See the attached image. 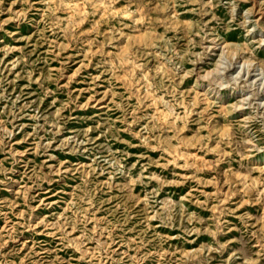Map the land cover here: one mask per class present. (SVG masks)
Masks as SVG:
<instances>
[{"label":"rangeland","instance_id":"obj_1","mask_svg":"<svg viewBox=\"0 0 264 264\" xmlns=\"http://www.w3.org/2000/svg\"><path fill=\"white\" fill-rule=\"evenodd\" d=\"M0 264H264V0H0Z\"/></svg>","mask_w":264,"mask_h":264},{"label":"bare ground","instance_id":"obj_2","mask_svg":"<svg viewBox=\"0 0 264 264\" xmlns=\"http://www.w3.org/2000/svg\"><path fill=\"white\" fill-rule=\"evenodd\" d=\"M83 9H84V8H83ZM259 14H260V13H259ZM245 16H246V15H245ZM251 38H252V37H251ZM212 44H213V43H212ZM214 49H215V48H214ZM214 51H215V50H214ZM215 57H216V56H215ZM226 59H227V58H226ZM218 62H219V61H218ZM222 62H223V61H222ZM239 67H240V66H239ZM255 67H256V66H255ZM233 68H234V67H233ZM220 69H221V68H220ZM222 69H223V68H222ZM250 69H251V68H250ZM217 70H218V69H217ZM223 70H224V69H223ZM224 73H225V72H224ZM244 73H245V72H244ZM260 73H261V72H260ZM221 74H222V73H221ZM221 74H220V75H221ZM225 74H226V73H225ZM244 75H245V74H244ZM217 76H218V75H217ZM252 77H253V76H252ZM252 77H251V78H252ZM254 77H255V76H254ZM220 80H221V79H220ZM235 80H236V79H235ZM260 80H261V79H260ZM214 81H215V80H214ZM256 81H257V80H256ZM256 81H255V82H256ZM215 82H216V81H215ZM223 82H224V81H223ZM204 84H205V83H204ZM201 87H202V86H201ZM258 88H259V87H258ZM249 90H250V89H249ZM204 91H205V90H204ZM223 92H224V91H223ZM234 94H235V93H234ZM247 94H248V93H247ZM213 96H214V95H213ZM210 97H211V96H210ZM218 98H219V97H218ZM218 98H217V99H218ZM219 102H220V101H219ZM243 105H244V104H243ZM240 108H241V107H240ZM240 110H241V109H240ZM246 133H247V132H246ZM197 156H198V155H197ZM205 156H206V155H205ZM195 157H196V156H195ZM251 158H252V157H251Z\"/></svg>","mask_w":264,"mask_h":264}]
</instances>
